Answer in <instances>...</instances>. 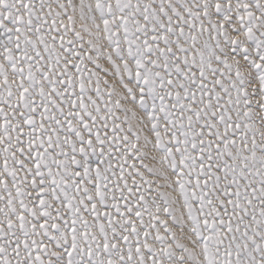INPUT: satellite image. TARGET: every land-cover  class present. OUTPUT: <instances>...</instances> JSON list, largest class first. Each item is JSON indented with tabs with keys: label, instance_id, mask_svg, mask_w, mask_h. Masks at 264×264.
I'll return each instance as SVG.
<instances>
[{
	"label": "snow or ice",
	"instance_id": "6c2138e0",
	"mask_svg": "<svg viewBox=\"0 0 264 264\" xmlns=\"http://www.w3.org/2000/svg\"><path fill=\"white\" fill-rule=\"evenodd\" d=\"M0 264H264V0H0Z\"/></svg>",
	"mask_w": 264,
	"mask_h": 264
}]
</instances>
